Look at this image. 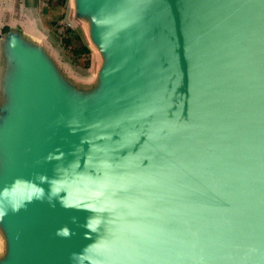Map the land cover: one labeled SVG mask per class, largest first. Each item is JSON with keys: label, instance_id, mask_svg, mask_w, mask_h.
<instances>
[{"label": "water", "instance_id": "95a60500", "mask_svg": "<svg viewBox=\"0 0 264 264\" xmlns=\"http://www.w3.org/2000/svg\"><path fill=\"white\" fill-rule=\"evenodd\" d=\"M70 2L91 84L0 30V189L59 167L93 207L9 210L0 264H264V0Z\"/></svg>", "mask_w": 264, "mask_h": 264}, {"label": "clouds", "instance_id": "9594fccd", "mask_svg": "<svg viewBox=\"0 0 264 264\" xmlns=\"http://www.w3.org/2000/svg\"><path fill=\"white\" fill-rule=\"evenodd\" d=\"M63 152L57 150L56 152L49 153L45 160L51 162L52 160H60L63 158ZM52 177L46 174H37L36 179L40 183H36L34 180L15 178L14 181L7 186L0 189V219L8 213V211L19 212L22 208H26L29 203L33 201L47 202L52 206L55 203H60L62 207L69 208L75 207L80 208H92L91 204H82L80 201H74L68 198L67 191L68 185L71 183V179L66 177V172H62L59 167L54 168ZM48 184L46 190L42 185ZM75 220V218H73ZM95 222H86L84 227L86 229H93ZM57 236L62 238H68L72 235L71 231L67 227L58 229L56 232ZM90 259L86 255V250L82 253H74L73 259ZM92 264H98L93 261Z\"/></svg>", "mask_w": 264, "mask_h": 264}, {"label": "rangeland", "instance_id": "374dc122", "mask_svg": "<svg viewBox=\"0 0 264 264\" xmlns=\"http://www.w3.org/2000/svg\"><path fill=\"white\" fill-rule=\"evenodd\" d=\"M37 7L41 19V31L49 36L54 43L53 53L61 64L62 69L80 85L91 84L95 78L96 69L99 65V59L95 51L91 52V62L86 65V57H74L70 49H65L61 43V36H63L66 28H72L76 31H82L83 38L86 35L85 27L79 25L72 16L71 2L66 0L63 5H56L55 1L37 0ZM56 21L57 25H53L52 21ZM82 26V27H81ZM77 40L73 39L71 46L77 45ZM69 46V48H71ZM51 49V47H50ZM52 50V49H51Z\"/></svg>", "mask_w": 264, "mask_h": 264}, {"label": "crops", "instance_id": "0c3cea01", "mask_svg": "<svg viewBox=\"0 0 264 264\" xmlns=\"http://www.w3.org/2000/svg\"><path fill=\"white\" fill-rule=\"evenodd\" d=\"M37 0H0V30L8 29L7 22H31L41 28Z\"/></svg>", "mask_w": 264, "mask_h": 264}, {"label": "trees", "instance_id": "16d2710c", "mask_svg": "<svg viewBox=\"0 0 264 264\" xmlns=\"http://www.w3.org/2000/svg\"><path fill=\"white\" fill-rule=\"evenodd\" d=\"M53 0H48L50 3ZM56 5H63L65 4L66 0H54ZM53 25H57L56 21H52ZM73 39L77 40V45L71 46L73 43ZM61 43L65 49H70L72 55L74 57L78 56H85L86 57V65L90 64L91 62V51L87 44L84 42V39L81 33L76 29V31L72 28H66L64 31L63 36H61ZM71 46V48H69Z\"/></svg>", "mask_w": 264, "mask_h": 264}]
</instances>
